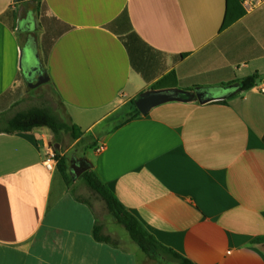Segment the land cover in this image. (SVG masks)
I'll return each mask as SVG.
<instances>
[{"label":"crops","instance_id":"1","mask_svg":"<svg viewBox=\"0 0 264 264\" xmlns=\"http://www.w3.org/2000/svg\"><path fill=\"white\" fill-rule=\"evenodd\" d=\"M224 14L225 0H0V264H154L44 167L49 148L69 174L72 157L85 160L192 264H264V3L220 31ZM42 71L49 82L30 90ZM171 72L176 87L155 92L176 98L131 117ZM45 87L64 116L19 110ZM31 108L93 143L67 159L63 133L4 132ZM98 225L111 242L94 239Z\"/></svg>","mask_w":264,"mask_h":264},{"label":"trees","instance_id":"2","mask_svg":"<svg viewBox=\"0 0 264 264\" xmlns=\"http://www.w3.org/2000/svg\"><path fill=\"white\" fill-rule=\"evenodd\" d=\"M245 15V10L241 6L239 0H225V14L220 31L229 28ZM256 75L244 78L237 89L245 91L254 86ZM176 76L174 72L169 73L159 82L152 86L155 91L175 88ZM133 112L131 117L140 115L135 108L134 101L131 102ZM36 128H47L57 137L61 133L68 134L74 141L82 137L80 131L76 132V128L68 122L57 118L50 110L45 108H31L26 112L16 114L7 122L4 129L5 133L30 132ZM57 171L61 174L63 180L69 183L67 161L63 157L58 158ZM90 189L97 192L104 200L109 214L114 218L115 222L121 225L128 233L130 239L139 247V249L150 259L156 260L160 255H166L176 260L179 264H192L179 254L161 246L150 234H148L139 222L117 201L112 193L99 182L93 173L87 171L80 176ZM93 237L98 242H111L107 236H103L102 227L95 226Z\"/></svg>","mask_w":264,"mask_h":264},{"label":"rangeland","instance_id":"3","mask_svg":"<svg viewBox=\"0 0 264 264\" xmlns=\"http://www.w3.org/2000/svg\"><path fill=\"white\" fill-rule=\"evenodd\" d=\"M25 76L29 78L30 77L29 72H25ZM35 92H36L34 95L35 98L29 99V101L26 102V105L23 104L19 106V110L26 109L31 105H35L37 107L43 106L53 109L59 117L61 115L64 116V108L59 104L58 100L55 98L49 87H45V89H38ZM58 141L62 144V150L67 151L66 158L70 159L72 156L78 157L79 155L82 154L84 150L88 149L93 143L94 138L86 137V139L81 140L80 142L74 144V140L68 134L63 133ZM67 174L69 176L70 182L66 183L62 178L61 179L62 185L67 187V189L72 191L76 196L89 202L91 206L95 208L97 213L102 217H104V220L107 221V223L111 222L112 224H115L116 222L114 218L110 219V214L102 197L97 192L90 189L87 183L81 177L74 178L71 174L69 173ZM121 236L127 239L128 242H130V244L133 245L132 241L129 238L128 233L122 226L119 227V231H116L114 233V237L117 239H121ZM152 261L154 262V264H179L176 260L171 259L166 255H160L156 260H152Z\"/></svg>","mask_w":264,"mask_h":264},{"label":"water","instance_id":"4","mask_svg":"<svg viewBox=\"0 0 264 264\" xmlns=\"http://www.w3.org/2000/svg\"><path fill=\"white\" fill-rule=\"evenodd\" d=\"M32 9L33 8L31 6L30 10L32 11ZM48 82L49 78L45 72L42 71L36 81L28 83V88L31 90ZM196 97L198 102L201 104L220 99L215 98L214 96H205L203 92H196ZM175 98V94H171L169 92H155V90H152V92L144 94L135 101V108L141 114H147L154 106ZM89 168L90 165L85 160L77 159L75 157L71 158L69 169L74 178H79L83 173L87 172Z\"/></svg>","mask_w":264,"mask_h":264},{"label":"built area","instance_id":"5","mask_svg":"<svg viewBox=\"0 0 264 264\" xmlns=\"http://www.w3.org/2000/svg\"><path fill=\"white\" fill-rule=\"evenodd\" d=\"M239 2L244 10L249 11L264 3V0H239ZM98 151H100V149H98ZM58 160L54 149L49 148L43 159V165L49 172H54L57 169Z\"/></svg>","mask_w":264,"mask_h":264},{"label":"flooded vegetation","instance_id":"6","mask_svg":"<svg viewBox=\"0 0 264 264\" xmlns=\"http://www.w3.org/2000/svg\"><path fill=\"white\" fill-rule=\"evenodd\" d=\"M23 26H24V25H23ZM31 27H32V24H30L29 22L26 23L25 28L30 29Z\"/></svg>","mask_w":264,"mask_h":264}]
</instances>
